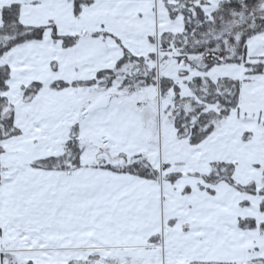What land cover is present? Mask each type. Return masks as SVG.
<instances>
[{
    "label": "snow or ice",
    "instance_id": "snow-or-ice-1",
    "mask_svg": "<svg viewBox=\"0 0 264 264\" xmlns=\"http://www.w3.org/2000/svg\"><path fill=\"white\" fill-rule=\"evenodd\" d=\"M0 264H264V0H0Z\"/></svg>",
    "mask_w": 264,
    "mask_h": 264
}]
</instances>
